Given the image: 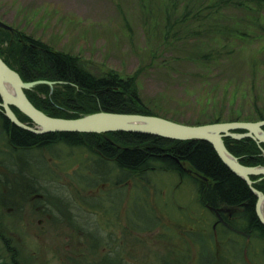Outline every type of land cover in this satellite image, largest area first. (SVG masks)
<instances>
[{
  "label": "rangeland",
  "instance_id": "obj_1",
  "mask_svg": "<svg viewBox=\"0 0 264 264\" xmlns=\"http://www.w3.org/2000/svg\"><path fill=\"white\" fill-rule=\"evenodd\" d=\"M168 3L0 0V20L55 50L81 56L97 75L135 76L144 104L159 117L209 120L234 92L238 102H250L252 84L264 96V4L226 10L202 34L190 33L200 24L194 20L168 36ZM32 155L20 160L0 139V182L13 178L2 167L13 164L38 174L44 184L26 196L7 195L0 206V226L12 237L20 264H105L110 256L122 264H205L209 254L200 242L213 250L214 264H264V239L215 228L217 216L203 206L191 178L147 170L123 183L89 186L84 180L91 179L92 157L84 150L57 146ZM78 170L81 180L74 177ZM47 187L71 203L62 206ZM6 193L0 183V195ZM0 264H11L2 242Z\"/></svg>",
  "mask_w": 264,
  "mask_h": 264
},
{
  "label": "trees",
  "instance_id": "obj_2",
  "mask_svg": "<svg viewBox=\"0 0 264 264\" xmlns=\"http://www.w3.org/2000/svg\"><path fill=\"white\" fill-rule=\"evenodd\" d=\"M263 4L264 0H169L166 7L168 19L165 25L166 34L169 36L173 30V36H177L182 28L194 20L200 24L191 28L190 33L202 34L206 26L212 29L213 18L221 16L226 10L252 9L251 6L257 8ZM170 9L175 15V20L170 19L171 14L168 12ZM178 9H181L180 14H177ZM205 21L207 23H204ZM11 27L13 31L0 27V56L25 82L44 80L53 83V85L42 83L25 90L30 101L49 116L74 119L102 111L160 116L144 104L137 91L135 76L124 78L113 72H109L108 75H97L88 69L86 61L81 59V56L55 50L41 39L23 33L14 26ZM188 30L189 28L185 31ZM209 56L210 53L205 55L207 58ZM250 89L253 92L250 102H241L242 100L238 102L237 94L234 92L228 100L229 104L226 105L222 100L216 107L217 111L206 121L189 122L167 115L161 117L190 125L264 120V96L257 93L255 84H252ZM12 109L22 122L32 125L29 117L14 106ZM0 139L6 142L11 154H17L18 158L24 161H29L34 151L46 148L64 146L84 150L92 157V165L89 166L92 171V176L89 177L91 179L84 180L89 186H94L98 182L123 183L147 170L178 173L181 178H191L204 207L208 204L215 208H238L232 225L251 236L258 235L260 240L264 239V225L255 210L257 196L246 181L232 172L221 160L210 142L174 140L125 131L35 134L12 123L5 116L3 109H0ZM224 142L229 152L237 157L241 164L264 166V144L259 145L250 137L243 139L225 137ZM185 164L188 165V170L185 169ZM2 167L8 171L7 174L14 176L8 182L5 180L0 182L1 186L6 185L8 189V193L0 195V206L6 203L7 195L21 193L26 196L31 192H38L35 190L43 184L38 174L35 176L27 174L20 166L8 164ZM40 167L44 170L47 167L46 162L44 167L41 165ZM41 170L39 171L42 172ZM80 171H76L74 177L81 180L80 177L84 176ZM251 179L254 186L264 192V176H251ZM47 192L62 206L71 203L67 201L65 195L51 188L47 187ZM222 229L226 233L227 231L233 233L226 227L222 226ZM0 242L6 247L11 264H20V259L16 256L18 252L11 245L13 239L1 226ZM231 243L236 246L234 241ZM199 245L203 254L211 255V257L208 255L205 264H214L217 259L215 260L211 247L207 248L203 242ZM162 260V264H167L165 259ZM105 264L122 263L120 258L110 256L109 259H105Z\"/></svg>",
  "mask_w": 264,
  "mask_h": 264
},
{
  "label": "water",
  "instance_id": "obj_3",
  "mask_svg": "<svg viewBox=\"0 0 264 264\" xmlns=\"http://www.w3.org/2000/svg\"><path fill=\"white\" fill-rule=\"evenodd\" d=\"M0 27L9 31L13 28L0 20ZM52 82L39 80L25 82L20 74L12 69L0 56V109L5 116L15 125L33 132L45 134L51 132H76V133H107V132H136L161 136L174 140H203L210 142L215 148L221 160L237 176L244 179L257 196L256 214L264 225V192L254 186L251 176H264V166H245L237 157L229 152L224 138L233 137L243 139L250 137L259 145L264 144V120L261 121H231L190 125L176 122L159 116L143 114H127L115 112H97L80 118L67 119L52 117L38 109L28 98L25 90L32 87ZM12 106L29 117L32 125L22 122L12 109ZM235 130H244V133H236ZM215 211L219 221H223L220 213L223 208L209 206ZM233 229L232 226H230ZM240 234H245L235 230Z\"/></svg>",
  "mask_w": 264,
  "mask_h": 264
},
{
  "label": "flooded vegetation",
  "instance_id": "obj_4",
  "mask_svg": "<svg viewBox=\"0 0 264 264\" xmlns=\"http://www.w3.org/2000/svg\"><path fill=\"white\" fill-rule=\"evenodd\" d=\"M256 202H257V201H256ZM206 208L209 209L208 204L206 205ZM221 208H223V207H221ZM223 209H224V210L220 213V215H221L223 221H219V218H218L216 212H215V211H212V210L209 209L210 211H212V212L215 213V217L217 216V219H216V222H215L214 227L216 228V226L220 224L221 226L226 227V228L230 229L231 231L240 234L239 232L235 231V230H239V229L235 228V227L232 225V222H233V221L235 220V218H236L235 215H236V213H237V211H238V208L236 209V208H225V207H224ZM230 226H232L233 229H231ZM239 231H241V230H239ZM241 232H244V231H241ZM244 233H245V234H240V235H242V236L244 235L247 239H250V236H251V235H250L249 233H247V232H244ZM244 236H243V237H244Z\"/></svg>",
  "mask_w": 264,
  "mask_h": 264
}]
</instances>
